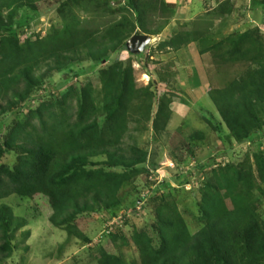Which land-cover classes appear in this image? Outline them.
Listing matches in <instances>:
<instances>
[{
	"label": "trees",
	"instance_id": "16d2710c",
	"mask_svg": "<svg viewBox=\"0 0 264 264\" xmlns=\"http://www.w3.org/2000/svg\"><path fill=\"white\" fill-rule=\"evenodd\" d=\"M35 1L0 0V115L20 109L31 100L42 79L69 64L85 57L96 66L97 62H106L116 50L124 49L132 34L153 37L160 34L175 8L164 0H126L128 12L124 8L112 10L111 0H66L56 10L57 15H62L63 26L40 42L31 40V35L19 38L13 28L17 12L33 6ZM77 6L89 8L93 19L81 21L74 17L72 9ZM220 8L221 5L211 14L223 21ZM120 13L123 15L118 21L111 20L101 28L92 26L95 18ZM128 13L133 16L132 21ZM154 16L162 17V23L155 28L148 26ZM201 18L192 28L177 27L171 38L159 43L156 50L176 51L198 42L199 54L208 55L217 70L236 66V73L223 86H212L209 76L208 96L235 145L259 146L264 136V125L258 115L264 107V36L258 29H248L212 40L207 30L210 16ZM112 63L99 70L100 107L90 84L78 94L66 92L57 98L49 89L42 99H35L40 102L28 110L23 121L15 119L0 135V161L7 153L15 154L12 165L0 164V200L11 195L25 201L36 196L45 198L51 211L48 221L68 237L85 244H91L92 240L81 231L77 220L92 213L119 210L124 200L119 194L121 187L141 173L148 175L149 169L144 166L147 148L125 143L124 136L131 131H148V123L155 135L160 134L166 130L172 114L169 108L172 94L157 96L151 89L152 81L137 87L130 65ZM156 70L159 81H168L173 76L167 66ZM66 82L58 83L57 89L61 90ZM71 97L75 100L74 115L65 116ZM34 120L38 121V127L33 125ZM197 134L201 133L196 132L188 139L193 141ZM188 139L178 138L174 145L190 153ZM247 153L240 160L212 169L210 181L190 189L193 193L199 191L201 223L194 233L171 194L168 198L156 195L164 186L171 188V184L163 181L155 185L149 181L154 186L146 202L150 194L155 196L150 200L154 214L151 231L134 228L131 235L138 263H129L123 257L121 249L128 241L119 227L110 229L106 236L113 252L104 248L101 239L93 245L91 256L95 263L264 264V219L259 209L264 200V149L250 156L252 162ZM99 157L104 160H95ZM199 168L203 169V165ZM174 183L186 180L181 175ZM142 199L139 195L132 205ZM25 225L26 220L14 216L9 206L0 205V261L16 252L14 233ZM22 234L27 238L29 232Z\"/></svg>",
	"mask_w": 264,
	"mask_h": 264
},
{
	"label": "rangeland",
	"instance_id": "374dc122",
	"mask_svg": "<svg viewBox=\"0 0 264 264\" xmlns=\"http://www.w3.org/2000/svg\"><path fill=\"white\" fill-rule=\"evenodd\" d=\"M64 1L66 0H36L33 6L20 9L13 20V28L18 37L23 39L31 35V40L41 42L45 37L51 35V32L56 28L60 29L64 21L62 20V15H57L56 10ZM174 1H164L166 4L175 7L171 17V20L175 23L173 28L176 26L174 31L168 30L170 25L164 27L163 30L165 31L163 34L170 33V37L177 31V27L180 25L189 26L190 20L200 16H210L212 13L209 9L210 6L205 4V0ZM231 1L219 0L217 5L214 3L216 0L211 1L214 7L221 5L220 9L222 10V15L226 16L225 22L227 21V26L215 28L218 25V21L214 22L210 28L214 27L215 31L208 32V34L211 33V35L209 34L210 38L217 40L223 38L228 32L236 30L243 32L248 29H258L264 36V0H237V2L234 1L235 4H231ZM126 5V0H111L109 2L112 10L124 8L130 12L127 10ZM188 13L191 14L187 16ZM72 14L81 21L93 19V13L90 12V9L81 6L73 7ZM122 15L123 13L102 19L95 18V23L92 26H99L101 28L102 25L111 20H120ZM127 16L132 21L133 16L129 13ZM161 18L154 16L149 21L148 26L153 28L159 26L162 23ZM212 21L213 19L210 23ZM154 39L140 54H132L125 47L112 53L106 62H97L96 66H93L94 61H89L83 57L81 60L69 64L63 70L42 79L33 92V99L28 100L20 109L16 111L11 110L5 115H0L1 135L6 132L15 119L23 121L28 110L36 107L40 102L35 99H42V96L49 89L55 94L54 98H57L66 92L78 94V91L80 92L82 87L88 84L91 85L97 105L100 107L99 70L106 68L110 64H114L112 63L114 61L120 62L123 66L130 65L132 67L137 87L145 86L152 81L151 89L157 96H161L163 93L173 95L169 106L172 114L164 132L155 135L151 129V123H148V131L143 133L131 131L123 138L125 143L137 144L138 146L147 148L148 158L144 166L149 169L148 175L141 173L133 182H129L121 187L119 194L124 200L119 210L114 213H92L89 217H80L77 220L78 227L92 240L91 244H85L75 238L68 237L65 231L54 227L48 221L51 211L45 198L36 196L30 199V201H25L15 195H11L6 199L0 200V205L6 204L9 206L14 216L26 220V225L14 233V238L17 242L16 252L7 260L0 261V264H96L94 256H91V248L101 239L104 248L109 252H113V246L106 236L111 232L110 229H115L116 227H119V230H121L128 241V244L123 245L121 249L123 257L129 263L132 261L138 263V253L132 244L131 235L134 228L151 229L154 214L150 200H154L155 196L150 194L148 202L143 204L141 202H138L136 206L132 204L139 195L150 193L149 191L154 185L149 181L155 182V185L162 181L171 184V188L164 186L156 195H166V198H168V195L171 194V198L184 218L186 225L194 233L201 223L198 219L199 191L197 189L193 193L190 192V189L193 187L196 189L203 182L210 181L212 169L240 160L247 152L250 157L256 151L264 149V136L261 137V144L259 146L254 143L250 145H235L208 96L210 84L207 82L201 89H196L191 84L193 71L190 67L192 65L199 67L204 65L205 72H207V75L212 80V86L216 87L223 86L230 79L232 73H236V66L220 67L217 70L218 67L211 65L208 55L202 56L197 53L200 47L198 42L190 44L186 47L185 51L181 48L178 52L157 57L154 53L158 42L156 37ZM194 57L197 59L192 62ZM207 61L209 63L208 67L206 65ZM170 63L173 65L174 79L159 81L155 73L156 69L161 66L166 67ZM89 69H92V71ZM86 70L89 72H86ZM65 80H67V84L61 90L57 89V84ZM65 109H67L64 113L65 116L68 114L70 116L74 115V97H71L67 101ZM155 110L156 102H154L152 107L153 114ZM55 112L59 113L58 110H55ZM258 115L264 125V107L259 109ZM43 117L47 119V114H44ZM99 121H101V118ZM33 125L38 127V121L34 120ZM133 125L130 124V126ZM30 129L28 128V130ZM196 132L201 134H197L196 138L190 141L191 139H188V137ZM178 138L188 139L186 145L190 153L178 150L179 147L174 145L175 141L178 142ZM14 160L15 154L10 152L5 154L0 164L12 165ZM95 160L102 161L104 157H99ZM250 160L252 162L251 157ZM176 161L180 162L177 164ZM201 164L203 165V169L199 168ZM181 175L184 176L186 183L175 185L174 179L179 178ZM259 206L262 218L264 219V200L261 201ZM137 207H141L144 210L136 212ZM124 211H126L128 216H126L125 222L122 223L119 221V217ZM24 232H29L27 238L22 236ZM117 243L120 244V241Z\"/></svg>",
	"mask_w": 264,
	"mask_h": 264
},
{
	"label": "crops",
	"instance_id": "0c3cea01",
	"mask_svg": "<svg viewBox=\"0 0 264 264\" xmlns=\"http://www.w3.org/2000/svg\"><path fill=\"white\" fill-rule=\"evenodd\" d=\"M165 1V0H164ZM167 1H169V2H172V1H174V0H167ZM211 1L212 0H205V4L206 5H209L210 7H209V9L211 10V11H213L214 9H216L215 7H214V5H212L211 4ZM215 1V0H214ZM237 2V0H232L231 1V4H235V2ZM175 2V1H174ZM218 2H219V0H216V2H214L215 3V5H217L218 4ZM251 5H252V3H251ZM253 6V5H252ZM191 13H188V15L187 16H189ZM209 16V15H208ZM229 16H230V14H229ZM202 16H200V17H198V18H195V19H192V20H190V23L188 24L189 26H187L188 28H192L191 26H193V24H194V22L195 21H198V20H200V19H202L201 18ZM204 17H207V16H204ZM224 18H226V16H224ZM213 19V21L210 23V21ZM216 21H218V25H217V27H215V28H222L223 26H227V21L225 22V19L222 21L221 20V18H219V17H216V16H213L212 14L210 15V18H209V22H208V24H209V27H208V31H215V29H213V28H210V27H212L213 26V24H214V22H216ZM228 22H229V20H228ZM175 23H174V21L173 20H171V22H169V24H167V25H170V27L168 28V30H171V31H174V28L176 27H174L173 28V25H174ZM177 24V23H176ZM166 25V26H167ZM180 25V24H179ZM165 26V27H166ZM178 26V25H177ZM237 29V28H236ZM164 30V28L161 30V32H160V34H158V35H156L155 37H156V40H157V44H159V43H161V42H164V41H168L171 37H170V33H166L165 35L163 34V33H165V31H163ZM167 30V31H168ZM166 31V32H167ZM236 31H241V30H236ZM231 32H233V31H231ZM231 32H228L227 34H225V36L226 35H228L229 33H231ZM242 32V31H241ZM167 38V39H166ZM154 39V38H153ZM163 39H165V40H163ZM155 40V39H154ZM194 43V42H193ZM190 44H192V43H190ZM190 44H188L187 46H185V47H183L182 48V50L183 51H185L186 50V47H188ZM179 50H176V51H172V50H169L168 48H165V49H163V50H156L155 51V53H154V55L155 56H160V55H168V54H172L173 52H178ZM198 54H199V52H197ZM200 55V54H199ZM203 56V55H202ZM205 56H207V55H205ZM195 59H197L196 57H194V59L192 60V62L193 61H195ZM172 63H170V65H168L167 67H169V70L170 71H172L173 72V76L170 78V79H174V71H173V65H171ZM206 65H207V67H208V64H207V62H206ZM191 69H192V71H193V75H192V77H191V84L193 85V87L194 88H199V89H201V87H203L204 85H206L207 84V82H208V84H209V76L207 75V72H205V68H204V65H202V67H199V66H197V65H192L191 67H190ZM199 69H200V74H199ZM203 70H204V72H203Z\"/></svg>",
	"mask_w": 264,
	"mask_h": 264
},
{
	"label": "water",
	"instance_id": "95a60500",
	"mask_svg": "<svg viewBox=\"0 0 264 264\" xmlns=\"http://www.w3.org/2000/svg\"><path fill=\"white\" fill-rule=\"evenodd\" d=\"M152 37L147 34H134L130 39L125 42V47L128 52L132 54L142 53L146 46L150 44Z\"/></svg>",
	"mask_w": 264,
	"mask_h": 264
},
{
	"label": "built area",
	"instance_id": "2783aa9c",
	"mask_svg": "<svg viewBox=\"0 0 264 264\" xmlns=\"http://www.w3.org/2000/svg\"><path fill=\"white\" fill-rule=\"evenodd\" d=\"M167 164V163H166ZM171 167V166H170ZM163 182V181H162ZM148 194H144V195H141V197L143 198L142 200H139V202H141L142 204L145 203L148 199ZM137 212H140L142 209L141 207H137L136 208ZM126 216H128V214L126 212L122 213L121 216L119 217V221L120 222H124V220L127 218Z\"/></svg>",
	"mask_w": 264,
	"mask_h": 264
},
{
	"label": "clouds",
	"instance_id": "9594fccd",
	"mask_svg": "<svg viewBox=\"0 0 264 264\" xmlns=\"http://www.w3.org/2000/svg\"><path fill=\"white\" fill-rule=\"evenodd\" d=\"M150 36H151V35H150ZM151 37H152V41H153V40H154V39H153L154 37H153V36H151ZM152 41H151V42H152ZM138 202H139V200H137V203L135 204V206L138 204ZM143 210H144V209H143ZM143 210H142V211H143ZM124 212H126V211H124ZM134 212H135V211H134ZM136 212H137V211H136ZM140 212H141V211H140ZM126 219H127V218H126ZM126 219H125V220H126ZM125 220H124V222H125Z\"/></svg>",
	"mask_w": 264,
	"mask_h": 264
}]
</instances>
